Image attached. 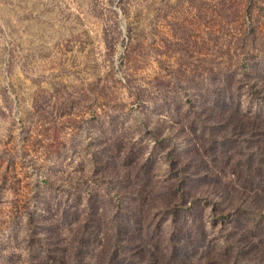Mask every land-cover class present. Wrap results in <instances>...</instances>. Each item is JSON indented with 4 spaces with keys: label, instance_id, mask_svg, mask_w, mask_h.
<instances>
[{
    "label": "rangeland",
    "instance_id": "obj_1",
    "mask_svg": "<svg viewBox=\"0 0 264 264\" xmlns=\"http://www.w3.org/2000/svg\"><path fill=\"white\" fill-rule=\"evenodd\" d=\"M262 125L264 0H0V264H262Z\"/></svg>",
    "mask_w": 264,
    "mask_h": 264
},
{
    "label": "trees",
    "instance_id": "obj_2",
    "mask_svg": "<svg viewBox=\"0 0 264 264\" xmlns=\"http://www.w3.org/2000/svg\"><path fill=\"white\" fill-rule=\"evenodd\" d=\"M249 121V120H248ZM260 124V123H258ZM264 128V125H262ZM207 128L212 129V124L209 123L207 124ZM239 131V130H237ZM172 158V157H171ZM172 167L175 169L176 172H179L180 170H176L178 167V160L176 161L174 158L171 160ZM184 179V178H183ZM171 194H174L171 199L166 198L164 201L165 203V208L162 210L163 213L168 215L166 219H161L159 222V227L161 228L166 222L170 220L172 216L178 215L181 211H189L194 208V203L196 202V197H191L189 198L191 193L190 191L186 188L184 183H180L179 186L176 188L170 190ZM200 197V196H199ZM213 201V200H212ZM216 217L219 219L221 217L228 218L229 214L224 213L222 215H216ZM112 222L116 225L119 223V218L117 217H112ZM137 225L139 223V226H141V221L139 218L136 219ZM122 227L118 226V230L120 229V233L126 229L128 226L126 223H122ZM176 226V225H175ZM121 227V228H120ZM137 228V227H136ZM108 229V228H107ZM110 229V228H109ZM175 229V228H174ZM108 231V230H107ZM206 232L205 228L204 230L202 229L200 232ZM173 232V231H172ZM172 235V234H171ZM171 235L169 237V241L167 244L162 246L159 242L154 241V240H148V244L145 240L144 242H140L138 247L136 248L135 254H133V258H136L137 263L139 262L140 264H164L166 260L161 259V257H164V251L168 252V257H169V262L172 264H192L191 262L188 261V256L191 253H181L180 248L174 241L171 239ZM232 242V241H231ZM115 244V245H114ZM111 244V248L109 249V256L104 254L106 258H104L105 261H103V264H117L115 262V257L114 254L116 255V249L120 250V247L116 244L119 243H114ZM238 244V243H237ZM236 244V247L233 248L229 245L227 247H221L219 248V251L216 253L215 257L212 259L216 264H237L240 261L239 254L241 253L242 249H238ZM162 249V250H161ZM48 251L52 252L49 247ZM161 252V255H158V252ZM56 257V262L59 264H69L66 258H64V255H55ZM262 264H264V258L260 260Z\"/></svg>",
    "mask_w": 264,
    "mask_h": 264
}]
</instances>
